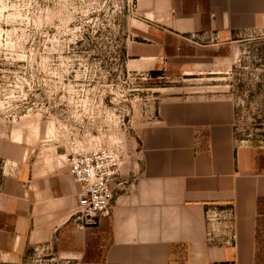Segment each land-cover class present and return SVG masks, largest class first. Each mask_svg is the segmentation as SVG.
<instances>
[{"label": "crops", "instance_id": "crops-1", "mask_svg": "<svg viewBox=\"0 0 264 264\" xmlns=\"http://www.w3.org/2000/svg\"><path fill=\"white\" fill-rule=\"evenodd\" d=\"M137 5L140 38L125 46L135 69L159 60L205 65L218 57L201 54L203 48L264 32V0ZM227 63L233 60H221ZM234 118L235 104L223 90L160 102L138 134V178L117 192L111 215L94 226L73 219L79 184L64 153L47 141L0 135V264H18L42 245L86 264H220L255 251L264 233V135L236 133ZM214 206L235 209L234 246L208 240L206 211Z\"/></svg>", "mask_w": 264, "mask_h": 264}, {"label": "rangeland", "instance_id": "rangeland-1", "mask_svg": "<svg viewBox=\"0 0 264 264\" xmlns=\"http://www.w3.org/2000/svg\"><path fill=\"white\" fill-rule=\"evenodd\" d=\"M141 22L137 0H0V135L62 153L71 138L105 146L128 181L139 167L140 130L173 96L223 90L235 104L236 133L264 135V32L203 48L218 57L205 65L159 60L135 69L125 46L140 38ZM261 233L255 251L220 264H264Z\"/></svg>", "mask_w": 264, "mask_h": 264}, {"label": "built area", "instance_id": "built-area-1", "mask_svg": "<svg viewBox=\"0 0 264 264\" xmlns=\"http://www.w3.org/2000/svg\"><path fill=\"white\" fill-rule=\"evenodd\" d=\"M69 171L79 184L77 206L73 219L85 226L98 225L112 213L118 191L130 189L138 178L140 166L131 181L122 179V165L116 153L99 145L82 146L76 138L67 141L64 147ZM136 165L142 159V150L136 146ZM206 234L208 240L221 247L234 246L238 241L236 212L232 206L208 208L206 211ZM49 257V258H48ZM18 264H86L78 260L58 258L53 248L42 245L35 253ZM107 264V263H106Z\"/></svg>", "mask_w": 264, "mask_h": 264}]
</instances>
